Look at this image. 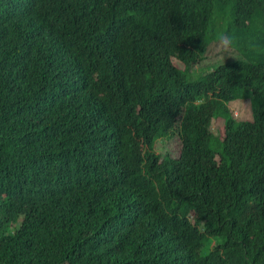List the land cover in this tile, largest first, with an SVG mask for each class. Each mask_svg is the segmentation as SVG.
Returning <instances> with one entry per match:
<instances>
[{"label":"trees","instance_id":"16d2710c","mask_svg":"<svg viewBox=\"0 0 264 264\" xmlns=\"http://www.w3.org/2000/svg\"><path fill=\"white\" fill-rule=\"evenodd\" d=\"M0 264H264V0H0Z\"/></svg>","mask_w":264,"mask_h":264},{"label":"rangeland","instance_id":"374dc122","mask_svg":"<svg viewBox=\"0 0 264 264\" xmlns=\"http://www.w3.org/2000/svg\"><path fill=\"white\" fill-rule=\"evenodd\" d=\"M218 43H215L218 45L213 47V51H215V54H211L206 60L202 61L198 66H196L197 68L201 69L202 66L214 64L216 62V58L219 56L220 51L228 47L224 42ZM240 113L243 114L242 111H240ZM156 147L158 149H161V153L163 154L166 152L174 154L179 149V142L177 139H173L170 141H158L156 143Z\"/></svg>","mask_w":264,"mask_h":264},{"label":"clouds","instance_id":"9594fccd","mask_svg":"<svg viewBox=\"0 0 264 264\" xmlns=\"http://www.w3.org/2000/svg\"><path fill=\"white\" fill-rule=\"evenodd\" d=\"M255 8H257V9L259 8V4H258V3H256L255 5H253V7H252V11H254ZM257 13H258V12H257ZM252 17H254V14H253V13H249V14H247V17H246V16H241L239 19L242 20V21H245L246 23H248ZM221 42L226 43L228 47H227L226 49H223L222 51H220L219 56H218L219 61L214 63V64H218V65H219V64H220V65L225 64L226 61H224V60L226 59V56H229L230 54H233V56L236 57V53H235V52L232 53V52L230 51V45H229V43H228V40H227V39H224V40H221L220 43H221ZM218 44H219V43H218ZM218 44H215L214 46H216V45H218ZM214 52H215V51H214ZM200 63H201V62H199L198 64H196V66H198Z\"/></svg>","mask_w":264,"mask_h":264}]
</instances>
